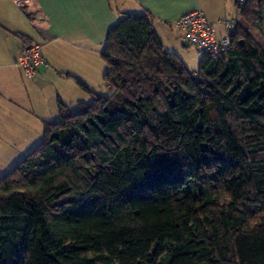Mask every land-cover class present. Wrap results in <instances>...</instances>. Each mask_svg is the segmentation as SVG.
<instances>
[{
    "label": "trees",
    "instance_id": "trees-1",
    "mask_svg": "<svg viewBox=\"0 0 264 264\" xmlns=\"http://www.w3.org/2000/svg\"><path fill=\"white\" fill-rule=\"evenodd\" d=\"M237 22L193 72L149 10L123 14L101 52L114 92L67 73L93 100L59 101L0 177V264H264V0Z\"/></svg>",
    "mask_w": 264,
    "mask_h": 264
},
{
    "label": "crops",
    "instance_id": "crops-1",
    "mask_svg": "<svg viewBox=\"0 0 264 264\" xmlns=\"http://www.w3.org/2000/svg\"><path fill=\"white\" fill-rule=\"evenodd\" d=\"M15 1L0 0V162L41 138L45 123L58 119L59 101L75 106L87 100L74 77L95 90L102 74L97 50L124 13L149 10L170 52L183 39L175 34V22L185 13L201 10L220 33L221 19H240L235 0H27L24 7ZM26 40L42 45L49 64L34 79L17 63Z\"/></svg>",
    "mask_w": 264,
    "mask_h": 264
},
{
    "label": "built area",
    "instance_id": "built-area-1",
    "mask_svg": "<svg viewBox=\"0 0 264 264\" xmlns=\"http://www.w3.org/2000/svg\"><path fill=\"white\" fill-rule=\"evenodd\" d=\"M238 9L242 10L248 0H235ZM19 7L28 4L27 0H16ZM235 18H224L218 23L222 32L217 30V26L209 22L205 14L199 10H193L182 15L175 26L182 30L184 38L195 45L201 56L206 54H220L229 50L232 46V35L237 28ZM17 63L21 66L27 79H34L42 66H48V62L43 54L42 45L33 42L24 45L17 56Z\"/></svg>",
    "mask_w": 264,
    "mask_h": 264
},
{
    "label": "rangeland",
    "instance_id": "rangeland-1",
    "mask_svg": "<svg viewBox=\"0 0 264 264\" xmlns=\"http://www.w3.org/2000/svg\"><path fill=\"white\" fill-rule=\"evenodd\" d=\"M237 17L241 19V12L239 11L237 13ZM177 28V27H176ZM176 32L175 34L177 36L181 37V33L183 36V39L180 41L179 39V43L178 45L174 46L176 47L175 53L180 57V59L185 63V65L193 72L198 71L199 69V64H200V59H201V55L198 53V50L196 48L195 45L189 43L185 38H184V34L183 32L179 31V29H175ZM101 47H99V50H97L96 56L98 59V66H99V71L102 74L100 76V78L98 79L97 84H95V91L96 93L100 94V95H111L114 90L111 89L110 87L108 88V86L106 85L105 81H104V74L105 71L107 70V65L105 64L104 60L101 57V52H102ZM92 90V89H91ZM87 101H92L93 97L90 93H88V97L86 98ZM73 108H75V106H73ZM58 119H59V115H58ZM57 119V120H58ZM56 120V121H57ZM43 132H44V126L42 129V135L41 138H36V141L32 144V146H28V148L25 150V152L23 154H21L18 157H14L11 158V161H2L0 162V177L3 176L4 174L8 173L12 168H14L26 155H28L30 152H32L38 145H40V143L43 141Z\"/></svg>",
    "mask_w": 264,
    "mask_h": 264
},
{
    "label": "water",
    "instance_id": "water-1",
    "mask_svg": "<svg viewBox=\"0 0 264 264\" xmlns=\"http://www.w3.org/2000/svg\"><path fill=\"white\" fill-rule=\"evenodd\" d=\"M242 44H244V41H242Z\"/></svg>",
    "mask_w": 264,
    "mask_h": 264
}]
</instances>
